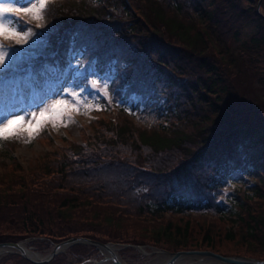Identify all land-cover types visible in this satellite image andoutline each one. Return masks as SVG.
Returning a JSON list of instances; mask_svg holds the SVG:
<instances>
[{"label":"trees","instance_id":"16d2710c","mask_svg":"<svg viewBox=\"0 0 264 264\" xmlns=\"http://www.w3.org/2000/svg\"><path fill=\"white\" fill-rule=\"evenodd\" d=\"M258 1L148 0V11H141L143 19L135 20L124 0H103L94 9L78 8L69 17L65 14L57 20L48 17L56 26L53 35H61V39L52 44L40 60L31 63L27 73L34 87L42 86L39 83L45 80L62 77L67 57L72 54L70 50L79 53L76 59L80 62L93 61L94 69L103 74L121 62L131 67L139 65V70L140 64L147 63L149 66L143 75L151 81H146L149 84L136 80L130 67L129 73L115 81V90L123 104L132 94H137L131 106L141 105L142 111L136 113L146 114L147 111L154 124L140 132L129 124L105 125L81 151L74 153L70 149L66 159L63 156L52 164V168L67 171L65 181L72 185L70 188L59 184L28 190V183L23 187L16 181L12 185L4 184L0 176V242H18L28 235H37L47 238L46 247L83 236L106 243L116 236L110 229L116 232L124 228L125 217L134 221L155 220L166 214L188 217L192 213L208 212L219 215L220 220H239L243 228L239 238L246 244L249 256L264 260V210L262 207L254 210L244 201L255 197L264 202V129L232 119L231 105L225 104L230 91L229 80L206 59L209 49L217 50L223 60L232 58L224 44L228 37L226 32H236L234 24L239 15L259 23L257 33L248 44L239 47V57L249 63H264V19L256 10ZM81 2L89 3L88 0ZM117 10L123 12V19L114 16ZM167 10H171L170 16ZM260 10L264 14V0L260 2ZM86 25L98 26L97 34L78 38ZM217 26L224 27L223 33ZM163 36L176 37L182 54ZM107 50L112 56L104 60L101 53ZM169 53L179 59L180 64L170 62ZM131 55L135 57L127 59ZM188 67L195 68L193 76L189 75ZM156 87L159 93H155ZM111 140H115V144L130 142L131 150L134 147L143 151L142 164L117 157L105 163L104 154ZM252 145L262 147L260 157L250 156L248 150ZM91 149L97 152L92 162L74 168L75 160L71 156L88 159L84 153ZM137 164L144 172L136 174L137 166H134ZM105 169V173L110 172L119 181L108 185L103 175ZM235 171L245 173L250 180L252 186L248 190L252 195L244 194L243 198L236 195L230 205L217 203L215 192ZM9 185H20V193H25L26 189V196L15 199L14 194L8 193ZM103 207L110 211H104ZM82 208L92 213L90 219L79 221L76 218L77 210ZM233 216L237 219L233 220ZM189 224V219L183 227L169 221L142 238L155 244L165 243L172 252L192 250L194 248H187ZM6 229L9 230L5 232ZM208 230L212 231L207 228L204 237L210 241ZM116 233L118 239L125 238L122 231ZM227 239L234 240V236L228 234ZM94 249L97 248L73 244L69 250L71 257L80 261ZM57 255L46 264L66 263L67 260ZM19 258L22 264H33Z\"/></svg>","mask_w":264,"mask_h":264},{"label":"rangeland","instance_id":"374dc122","mask_svg":"<svg viewBox=\"0 0 264 264\" xmlns=\"http://www.w3.org/2000/svg\"><path fill=\"white\" fill-rule=\"evenodd\" d=\"M81 1L82 0H46L47 7L44 10L42 19H32L30 15L23 12L9 14L6 18L7 21L15 25L17 30L24 29L27 31V29L31 28L34 34L30 35L27 41L19 39V42H17L18 37H5L0 35V44L4 45V48L0 49V51L8 53V57L6 58L9 59L7 68L3 73H0V121L6 123L7 119L18 116L26 117L25 124L19 129L15 136H11L7 139H0V176L4 184L7 183L12 185V183L16 181L23 187L25 183H28L29 186H26L28 190L46 189L48 186L51 188L59 184H64L66 187L70 188L72 185L67 184L65 181L67 171L63 169L59 170V167L58 169L52 168L53 162H58L63 156V158L66 159V155L70 149L74 150V153L81 151L82 147L86 146V143H88L96 132L105 125L110 126L115 124L121 126L122 124H129L140 132L154 124L152 117H150L152 115L146 111L148 107L144 108L146 114H140L136 112L142 111L140 109L141 105L137 107L131 106V102L135 100L137 94H132L130 99H127L128 101L126 100V104H123L121 99L119 100V94L115 90V81L119 79L122 74L129 73V68L131 66L127 65L126 62L118 63L115 68L112 67L107 73L103 74L94 69L93 61L89 63L86 61L80 62L76 59L79 53L70 50L72 54L67 57L66 61L68 64L62 77L54 81L45 80L43 83H39L42 84V86L34 87V81L31 79L29 73H27L29 67L32 65L31 63L40 60L44 54L49 51L52 44L54 46V44L59 42V38L61 39V35H59V37L53 35V32L56 31V26L53 23L54 21L49 20L48 17H54V20H57L59 17L61 18L62 14L69 17L73 15L74 11L78 8L81 10H83V8L91 10V7L94 9V7L101 5L103 2V0H88L89 3H82ZM124 1L131 9V16L133 19H143L141 11H148V0ZM177 1L180 3L182 0ZM6 2L12 3L17 7H27L30 6V2H34V0H6ZM260 2L261 0L257 2V5L259 4V10ZM242 3L244 4L245 2ZM82 4H84L85 7ZM206 4L207 2L205 1L204 5ZM184 9L186 11L190 10L189 8ZM166 12L169 16L171 15L169 14L171 10H167ZM113 14L115 17L124 18L121 10H117ZM260 14L264 16L262 10H260ZM231 23L233 24V22ZM258 24V21L250 20L248 17L241 18L238 15L234 24L236 32H233V34L226 32L228 37L224 44V49L232 55V60H223L219 52L215 49H209L206 59L212 66H217L224 77H227L229 80L230 91L228 96H226L227 99L225 100V104L229 103L231 105L229 109L230 113H232V119L236 122L243 121L264 129V63L253 61L249 63L239 57V47L248 44L249 39L257 33ZM83 26L84 25H81V27ZM217 27L219 31L223 33L222 29L224 27ZM81 30H83L82 35L78 38L83 39L86 34L91 36L97 34L99 27L90 25L89 28L86 25L84 29ZM163 38L180 49L179 46H177L178 40L176 37L168 36L165 38L163 36ZM132 51L133 50L129 52ZM178 52L182 54L181 49L178 50ZM101 55L104 60L107 59V56L108 58L112 56L108 50L105 51V53H101ZM131 57H135V55H131L127 59ZM168 58H170V62L175 61L176 65L180 64L178 61L179 59L171 56L170 53ZM231 61L236 67H234ZM148 66L147 63L140 64L141 71L138 69L139 65L131 67L134 78L140 81L143 80L146 85L149 84V82H146L148 78L146 75H143V72ZM192 66H194V64H192ZM194 67H188V73L191 76L195 74ZM150 72H152V70ZM23 73L26 74L24 75ZM181 79L184 78L182 77ZM92 81H96V84L93 85ZM157 91H159L158 87L155 88V93H159ZM72 94H75V99L79 101V111H75L73 108L61 110V119L64 123H62L61 120H53L50 118V112L42 121L33 120L31 124L27 123V120H31V114L33 112L39 117L41 110L50 108L57 100L72 102ZM160 99L161 98H158L157 100L160 101ZM86 104L93 106L99 105L100 110H90L85 106ZM38 123L40 124L39 127H37ZM11 127L16 128V125H12ZM28 128L32 130L31 137L27 130ZM111 141L110 148L106 147L104 154L107 158L104 159L105 163L107 162L108 164L111 162L112 158L116 159L117 157V159L122 161H136L142 164L144 161L143 151L134 147L133 150H131L130 142L120 144L121 142L119 143L118 141V143L115 144V140ZM248 151L250 156L253 155L255 158L260 157L261 152H263L262 147L258 145L250 146ZM96 153V150L92 151V149L86 151L84 156L86 157L87 155L86 158L88 159L82 156L75 158L71 156V159L75 160L73 167L90 164L92 162V157ZM88 154L90 155L88 156ZM134 167L137 169L136 174L144 172L140 170V165L137 164ZM49 171H53V173L50 174ZM106 171L105 169L103 175L107 178L106 181L108 185L113 181H119L118 177L111 176V173H105ZM146 172L149 171L146 170ZM222 184L223 185L215 192V200H217L219 204L223 203L230 205L233 200L237 198L236 195L240 198H243L244 194L252 195L251 191L248 190V187H251L252 183L246 177L245 173L239 171L231 172ZM11 185H9L8 193L10 195L14 194L15 199L21 200L26 196V189L25 193H20V185ZM244 201L254 210H259L260 207L264 210V202L258 201L255 197L244 199ZM102 209L104 211H110L109 208L103 207ZM95 210L98 211V208ZM76 214V218L82 221L90 219V214L92 213L82 208L77 210ZM218 216L219 215L214 213L203 212L201 215L192 213L188 217L166 214L162 218L155 220L139 218V220L136 219V221H134L131 217H125L123 221L124 228L121 227L119 229L122 231L125 238L118 239L116 232L119 230L114 232L110 229V233L116 236L115 239L106 240V243L115 246L117 255H119V258H121L125 264H145L156 256V253H154L155 250L172 251L167 248L165 243H163V245L160 243L155 244L152 241H147V239L144 240L142 236L148 233L153 234L154 231L152 230L157 229L158 226L166 225L169 221H172L175 225H178V227H183L185 221L189 219L190 230L188 229L189 232L187 237L189 239L187 241L189 242L187 248H194L193 250L201 251H212L214 249L218 251L217 253L222 255L256 259L255 257L249 256L250 254H248L249 250L247 252L246 244L241 242L242 240L239 238L241 235L240 232L243 229L239 220H220ZM234 218L237 219L233 216V220ZM207 228L212 229V231L208 230V234L211 236L209 239L210 241L206 240L204 237L207 233ZM8 230L9 229H6L5 232ZM228 234H232L234 240L227 239ZM140 238L141 242H138ZM45 240H47V238L43 236L28 235L18 241H22L26 248L44 256L53 248V244H51L50 247H46L44 245ZM194 245H196V247ZM87 246L90 247L91 245ZM70 247L64 249L61 253H58V255L56 254L61 257V259L64 258L65 261L67 260L66 263L63 264H93L95 260L104 258L101 250L97 248L89 251L84 257H81L80 261H76L70 255ZM143 251L149 252L150 255L146 256ZM19 256L21 255L9 250L7 253L0 255V264H22V259H20ZM191 261L193 264H220L216 261L204 258L200 259L193 257Z\"/></svg>","mask_w":264,"mask_h":264},{"label":"snow or ice","instance_id":"6c2138e0","mask_svg":"<svg viewBox=\"0 0 264 264\" xmlns=\"http://www.w3.org/2000/svg\"><path fill=\"white\" fill-rule=\"evenodd\" d=\"M46 0H34V2H30V6L24 7H17L12 3L6 2V0H0V35L5 37L14 36L18 37L17 42L19 39H24L27 41V38L30 35H33L32 29L29 28L27 31L24 29L17 30L15 25L9 21H7V16L13 13H25L30 15L32 19H42L44 10L46 9ZM4 45L0 44V49H3ZM8 53L5 51H0V73H3L9 64ZM92 84L95 85L96 81H92ZM73 100L72 102H68L65 100H57L54 102L50 108H45L40 111L39 117H37L36 113L33 112L31 114V120H27L28 124H31L33 120L42 121L45 116L50 112L53 120H61L62 123L64 121L61 119V110H66L68 108H73L75 111H79V101L75 99V94H72ZM90 110H100L99 105H85ZM26 117L25 116H18L12 119H7V122L4 123L0 121V139H7L11 136H15L19 129L25 124ZM12 125H16V128H12ZM40 124H37L39 127ZM29 131L30 137L32 134L31 128L27 129Z\"/></svg>","mask_w":264,"mask_h":264},{"label":"water","instance_id":"95a60500","mask_svg":"<svg viewBox=\"0 0 264 264\" xmlns=\"http://www.w3.org/2000/svg\"><path fill=\"white\" fill-rule=\"evenodd\" d=\"M257 12L260 14L259 10V4L256 7ZM264 19V16H263ZM72 244H87L91 246L97 247L99 250L106 249L110 255V258L107 259V257L104 256L103 259L95 260L93 264H125L121 259L119 258V255L116 253V248L113 244L110 243H101L97 240H92L87 237H72L67 240H63L60 243L53 244V248L51 251L41 256V259L35 260L28 258L27 252L30 250L26 248L23 245L22 241L18 242H0V248L10 249L11 252H15L17 254H20L24 259L27 261L33 263V264H46L53 259V257L61 253L64 249L72 246ZM141 249V247H140ZM169 255V258L163 262V264H175L177 260H179L182 256H189V257H197L200 259H207L211 261H216L220 264H264V260L260 259H253L249 257H240V256H229V255H221L215 251L210 250H181L176 252H166L164 250H161Z\"/></svg>","mask_w":264,"mask_h":264},{"label":"bare ground","instance_id":"6f19581e","mask_svg":"<svg viewBox=\"0 0 264 264\" xmlns=\"http://www.w3.org/2000/svg\"><path fill=\"white\" fill-rule=\"evenodd\" d=\"M9 250L10 249L0 248V255H3L5 253H7ZM101 252H102V255L107 257V259L110 258V255H109V253H108V251L106 249H101ZM116 253H117V249H116ZM143 253H145L146 256L150 255L149 252L147 253V252L143 251ZM154 253H156V256L154 258L150 259L149 262H147L145 264H163V262H165L169 258V255L167 253L163 252V251L155 250ZM27 256H28V258L38 260V259H41L42 255H39L38 253H36V252H34L32 250H29L27 252ZM192 258L193 257L182 256L179 260H177L175 262V264H193L192 261H191Z\"/></svg>","mask_w":264,"mask_h":264}]
</instances>
